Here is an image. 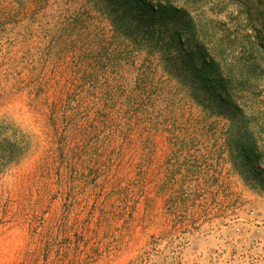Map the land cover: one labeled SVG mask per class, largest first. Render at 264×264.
I'll list each match as a JSON object with an SVG mask.
<instances>
[{
    "label": "rangeland",
    "instance_id": "rangeland-1",
    "mask_svg": "<svg viewBox=\"0 0 264 264\" xmlns=\"http://www.w3.org/2000/svg\"><path fill=\"white\" fill-rule=\"evenodd\" d=\"M137 2L0 0V264H264V0Z\"/></svg>",
    "mask_w": 264,
    "mask_h": 264
},
{
    "label": "trees",
    "instance_id": "trees-1",
    "mask_svg": "<svg viewBox=\"0 0 264 264\" xmlns=\"http://www.w3.org/2000/svg\"><path fill=\"white\" fill-rule=\"evenodd\" d=\"M137 3L138 4L140 3L139 0ZM150 12L152 13L149 16L151 20L154 22L156 20L155 19L156 16H161V20L162 19L167 20L169 18V20L172 21V23L176 25L178 24V26L180 24L181 20L178 17L180 11L176 9L158 6V8L154 10L151 9ZM172 14H174V16H171ZM158 25H161V23ZM261 28H262L261 32L264 31V22H262ZM183 31H184L183 24H181V26H179L178 29H176V31L173 32V37L176 38L171 39L173 41H176V45H178L179 50H182V52H184L183 50L184 44L181 40L182 39L181 37H183ZM209 50L208 49L205 50L204 46H201V50H200V45L195 44L194 46H192L189 52H186L187 57L185 58L184 61H186V63L187 62L192 63L199 60L201 66H191V68H189L188 66H182V67L189 68L197 75V79L199 81L200 86L204 89V91L208 93L209 97L211 98V101L227 102L230 105L231 111L237 112L239 110L238 106H234V104L231 105L229 98L227 97L228 99L227 100L224 99L223 97L222 92L227 90V81L225 77H223V74L221 76V73L219 72L220 66L214 65L215 59L213 57L214 53H212L213 50L212 49ZM253 62H255V60ZM254 69H255L254 66H238L237 71L236 72L233 71V73L236 75L239 74V76L241 75L244 78L246 77L245 79L249 77H253L251 78L250 82L251 84H254V88L256 89L257 84L259 83L258 81L264 78H262L263 76L261 74L259 75L257 73L255 76H252L253 74H255ZM251 84H249L246 87L245 91L241 92L242 96H244L245 99L248 98L251 99L254 96V94L251 93V91L253 90V88H251L250 86ZM253 126H254L253 128H250V125L247 123L245 124V126H243V129L245 130L242 134L243 152H245V158H254V159L262 160L264 157L263 151L259 149V147L257 148V141L255 136L256 134L255 129L257 131L262 130V126H260L259 124ZM15 153H16V146L13 147V150L11 148L10 151L11 157L16 156Z\"/></svg>",
    "mask_w": 264,
    "mask_h": 264
}]
</instances>
